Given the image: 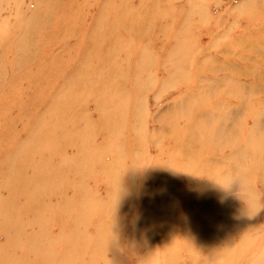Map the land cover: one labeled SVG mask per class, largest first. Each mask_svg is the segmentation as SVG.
<instances>
[{"label":"rangeland","instance_id":"374dc122","mask_svg":"<svg viewBox=\"0 0 264 264\" xmlns=\"http://www.w3.org/2000/svg\"><path fill=\"white\" fill-rule=\"evenodd\" d=\"M50 1L0 0V9L5 7L0 19L6 16L12 31L27 19L46 27L27 38L11 74L18 75L24 91L25 114L10 104L7 82L0 88V101L9 100L0 102V264H264V180L251 185L244 177L235 183L226 178L224 192L218 190L222 181L218 183L216 202L223 198L231 209L228 199L239 204L248 196L254 216L246 239L231 229L226 233L230 239L220 247L227 256L214 263L213 253L194 241L195 229L185 222L201 202L192 199L196 180L176 175L170 195L160 196V177L153 174L159 164L170 166L181 150L176 139L174 149L164 151L167 136L162 141L157 137L164 131L160 116L181 102L222 98L232 109L227 96L235 94L227 91L243 82L230 79L231 66L222 64L226 59L238 68H257L258 58L253 62L247 55L264 57V0ZM190 20L197 24L188 30ZM79 26L86 31L91 26L86 37L76 30ZM5 31L0 57L7 61L17 51L6 48L11 33ZM95 33L99 45L94 37L82 44L80 39L90 40ZM238 38L254 41L255 48L242 52L241 45H233L230 51L235 52L221 54ZM235 54L245 56L235 59ZM54 56L74 69V93L64 91L71 84L60 85L45 70ZM180 58L191 62L183 68L188 76L181 84L170 82L172 72L180 71L171 65ZM202 59L222 66L209 75L201 68ZM199 93L205 97L198 100ZM243 99L249 101L248 96ZM248 110L227 116L232 121L239 115L245 125ZM111 125L116 131L110 134ZM212 165L223 166L221 160ZM171 171L176 174L174 164ZM206 203L201 208L213 217L212 202ZM204 218L200 220L210 227L212 220ZM206 223L200 225L203 230ZM218 239L216 244L223 240Z\"/></svg>","mask_w":264,"mask_h":264},{"label":"bare ground","instance_id":"6f19581e","mask_svg":"<svg viewBox=\"0 0 264 264\" xmlns=\"http://www.w3.org/2000/svg\"><path fill=\"white\" fill-rule=\"evenodd\" d=\"M50 2V0H46L47 4ZM4 8L0 9L1 15H4ZM234 11L236 12V9H234ZM16 13H18V11ZM68 13L70 12H67L66 14ZM21 18H23L21 15L19 16L18 14H16V20H19V22H23V19L21 20ZM203 19L205 18L203 17L202 21ZM195 23L197 24V21L190 20L186 28L188 30L195 28ZM11 24L12 22H10V20L7 19L6 16H3L0 19V37H7V33L5 30L10 31L11 35L7 40V43H9V47L6 46V48L8 50L14 49L15 51H17L16 58H13L14 56L11 58L10 55L9 60L5 61V59H1L0 57V88L2 87V83L5 84L7 82V90L9 89V91L6 90L7 92L5 95L10 100L9 101L7 98L2 97V100L0 102L3 101L5 103V101H9L12 107L21 109L25 114L24 108L28 105L25 103V98L23 97L24 91L20 87V80L17 77L18 75L11 76V74H13L12 72L15 71V68L20 61L18 56L25 51L24 47L28 44L27 38L31 34H33V31L42 30L46 27H40V21L36 25H34L31 19H27L24 21L23 25L14 27L17 28V31L15 32L12 31V28L10 29ZM96 25L98 27V24ZM18 29H22V31L18 32ZM69 29L72 30L71 25ZM90 29L91 26L87 29V31L85 30L84 26H79L76 30L84 32V36L86 37V34H88ZM93 37L94 43L99 45L100 40L97 36V33L91 34L90 40H86L85 38H82L80 40L82 44L91 43ZM26 41L27 44L25 45ZM184 41L188 42V45L190 46L191 43L189 38L185 39ZM10 42H12L11 45ZM234 42L235 44H233ZM29 44L31 45V43ZM1 45L0 49L3 50L4 47H1ZM230 45L231 46L229 48L222 49L220 51L221 54L222 51H225L228 54H232L233 52H235L233 50L230 51V48H232L233 45H241L242 52L253 50V48H255L253 45L256 46L254 41L247 42L244 39L239 38L232 40V43ZM17 48L19 49V51ZM244 56L245 55H236L235 59L244 58ZM247 57H253V59H251V61L253 62L257 61L258 58L259 62L256 65V69L251 70V68H238L233 65V62L226 59L224 60L226 64H222L231 66L229 67L231 70L229 76L230 79L234 78L240 81L239 83L243 82L242 84L237 86L235 90L227 91V93L235 94L227 96L230 97L229 100H232L234 103L232 104L233 107L231 110L226 106L228 104V99L226 98H222L221 101L219 99L214 100L215 102L211 100H202L192 103L181 102L175 107L173 106L174 108L171 107L173 108L171 109L172 111L168 113L166 112L165 115L158 118L160 130L164 129V131L162 132V134H160L161 136L159 135L157 137H159L160 141H162V136H167L168 139V146L166 149H164V151L173 150L174 140L176 139L179 140V147L181 150L172 159L170 166L168 165V163L159 164V166L154 170L153 174L155 178L158 179V177H160V180L158 179L160 183L157 184L159 185V188L156 187V189L158 192L161 191V193L163 194L162 195L159 193L160 196H169V192L173 189L176 175L178 177V175L182 174L183 177H193V180L191 179L192 181L196 180L192 185L194 186V188L192 189H195L194 191L197 194L192 199L197 200L198 197L199 201L201 202L197 203V208L195 210L190 209L193 212L192 214H189L188 216L185 215V222H189L191 224L189 229H195V237L197 238H195L194 241L196 243L202 242V244L204 245L200 246L209 250L210 253H213L214 257L217 260L214 263L223 258V254L227 256V251L223 252V249L220 247V245L222 246L225 241H228L230 239L229 234L226 233L231 229L234 233L238 232V234H243V240L246 239V236L249 234L248 227L252 226V217L254 216V210L250 202V197L248 196L244 195V201L239 204L236 203V198L228 199L227 201H230L233 204L231 209L226 208L223 198L216 202L218 200L216 199V195L218 192L217 188L219 187L218 183L222 181L221 187L218 190L224 192L228 190L226 188V184H229L226 178H229L231 183H235L237 178L244 177V179H250L252 181L251 185L256 184L255 182L263 183L262 180H264V57L260 58L256 57V55H247ZM107 59L108 56L106 57V60ZM190 63L191 62L188 60V58L185 60V62L182 58H180V60L176 59L175 65L171 66L180 71L172 72L173 75L170 82L177 83V80H179V83L181 84L180 81L184 80L183 78H186L188 76L184 72V70H186L190 66ZM199 63H201V68L203 67L208 71L209 75H215L212 72L216 73L218 68L222 66H216V64L209 61L207 62L203 59L200 60ZM184 67L185 69L183 70ZM70 68H72V66L63 65L61 60H59L58 57L54 56L49 64H46L45 70H50V72L52 73L51 76L54 77L57 82L61 81L60 85H62L64 82L65 84L66 82L71 84L70 88H67L64 85V91L74 93V91L77 89L75 87H72V85L76 83L75 81L77 79L72 73L74 69ZM4 74H7L6 80L2 78ZM8 82L10 83L8 84ZM137 82L138 80L135 79V83ZM11 86L15 87L16 89L11 90ZM259 87H261V89H259ZM48 89L50 92V85H48ZM207 93L208 92H205V94ZM198 96V100L200 99V97H205L204 94L200 93L198 94ZM243 96H248L249 101L245 102ZM97 102H99V99ZM248 107L249 110L247 112L248 115L245 116V118L247 119L245 125L243 124L244 118H242L241 116L237 115L236 117L238 118L232 121H230L231 119H229L227 116L230 111L242 110L244 108L247 109ZM100 110L101 108H99V106L97 105L96 111H98L97 113L99 117L102 116V112ZM102 122H100L99 125H101ZM10 125L13 126L12 123ZM169 130L172 133V135L170 136ZM107 131L111 134L116 131V128H114V125H111L109 128H107ZM37 142L38 140L36 139L34 143L36 144ZM163 152L160 153V155H165ZM211 160H221L223 166L215 167L212 165ZM173 164L176 174L171 171V166H173ZM15 165L20 166V164L17 163H15ZM12 168L15 171H19L13 166ZM252 177H255V179L257 180ZM8 184V189L13 192L15 183L10 180ZM183 185H185V183H183ZM126 186L128 188L127 183ZM188 186H190V184ZM123 190L124 193L122 194V198L126 199L128 197V194L126 192L127 190L126 188H124ZM229 196L230 194L228 195V197ZM214 198L216 199V201L214 200ZM162 201L164 202L165 199ZM206 201L212 202V207L214 209L213 217H210V215L208 216L207 213L203 212L204 209L201 208L202 204H208L206 203ZM189 203L191 205L192 200L189 201ZM205 214L206 218L212 220L210 227H207L208 223H206V220H200L205 219ZM195 221L200 223V225H204L206 223V229L203 230L200 225L196 224ZM10 229H12L14 232L18 230L16 226H11ZM46 231L47 229L41 230V233H46ZM171 236L172 233L168 237ZM208 238L209 240L207 242H203V239ZM222 238L223 240H221ZM217 239L221 241L216 244ZM52 246L53 245H49V247H46L45 249L50 250ZM72 248L73 247H71V249ZM69 254L70 253L68 250L64 261H67Z\"/></svg>","mask_w":264,"mask_h":264}]
</instances>
